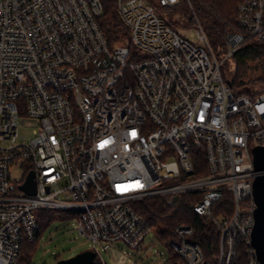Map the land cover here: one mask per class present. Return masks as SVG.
<instances>
[{"label": "built area", "instance_id": "obj_1", "mask_svg": "<svg viewBox=\"0 0 264 264\" xmlns=\"http://www.w3.org/2000/svg\"><path fill=\"white\" fill-rule=\"evenodd\" d=\"M179 3L115 0L129 41L110 44L101 0H0V264L37 238L35 210L77 219L101 261L96 244L134 248L152 228L136 203L184 193H201L191 207L203 216L231 198L229 217H214L216 264L240 244L246 264H260L250 234L264 89L232 91L194 11L195 43L157 13ZM248 40L264 42V0L237 3L228 54ZM30 171L34 193L20 188ZM193 233L178 222L169 246L179 264H210Z\"/></svg>", "mask_w": 264, "mask_h": 264}, {"label": "trees", "instance_id": "obj_2", "mask_svg": "<svg viewBox=\"0 0 264 264\" xmlns=\"http://www.w3.org/2000/svg\"><path fill=\"white\" fill-rule=\"evenodd\" d=\"M231 1L239 2L240 0ZM101 2L103 10L98 18V23L105 33L108 42L114 44L123 39V37H127V30L118 17L115 9V0H101ZM165 10L168 12L178 11L176 21H173L168 16L164 17L167 22L169 21L168 23L171 22L177 25L178 23L184 22L194 25L195 19L192 15L193 11L200 23L199 17H201L202 12L201 6L195 5L192 6L191 9L190 7L180 6V4H178L168 8H159V11ZM213 14H215V17H211ZM202 19L204 20L202 27L208 36V41L213 50L216 51L220 45L225 47V34L230 29L229 24L232 25L234 20H224L216 13L210 11L202 16ZM232 56L236 62V70L231 74H227L223 68L221 69L223 77L226 81H230L231 86L236 82L239 83L242 81V77L245 73V59H264V42L248 40L242 44ZM260 80L264 83V66H262V77H260ZM262 89H264V87ZM203 172H205V168L202 170H196L195 174H202ZM200 197L201 193H184L179 197H176L171 204L167 203L166 197H156L154 199L143 200L136 203L135 208L148 221L151 227L157 228V234L159 235L160 240L174 239V226L181 220L188 222L194 229L192 238L201 246L205 259L210 264H216L219 229L215 224L214 217L221 214L220 209L224 204H232V201L229 194L226 193L221 200L212 206V216H203L194 212L191 207V205ZM38 212L37 217L40 227L37 238L34 241H25L21 244L17 264H30L29 256L27 255L28 248L33 244V246H35V243L41 235L45 225L53 219L54 213L57 211L53 209H40ZM237 251V255L232 259L231 264H246L247 255L245 247L240 244L238 245ZM60 258V256H56L54 262ZM168 262V264H179L181 260L176 254H174L169 258ZM93 264H99L97 259L94 260Z\"/></svg>", "mask_w": 264, "mask_h": 264}, {"label": "rangeland", "instance_id": "obj_3", "mask_svg": "<svg viewBox=\"0 0 264 264\" xmlns=\"http://www.w3.org/2000/svg\"><path fill=\"white\" fill-rule=\"evenodd\" d=\"M237 3V1L231 0H180L179 4L180 6L190 8L191 5L201 6L202 12L199 20L203 26L204 20L202 16L206 15L208 11L216 13L224 20L233 21ZM177 12H168L165 10L158 11L157 13L164 17L168 16L173 21H176ZM211 17H215V14L211 15ZM169 24L171 27L176 28L180 35L195 43V37L189 34L190 29H195V24H187L184 22L178 23L177 25L171 22ZM230 26L231 24H229V28ZM128 41L127 35V37H123V39L115 42V44L127 43ZM215 54L219 60H223L222 68L225 70V73L231 74L236 70L235 59L232 55L228 54L226 44L225 47L220 45L215 51ZM245 64V73L242 81L239 83L236 82L231 86L233 92L237 90L254 92L264 87V83L260 80L264 59H245ZM20 132L27 138L33 136L32 128L30 127H21ZM3 143H7V141ZM176 181L177 179H172L170 183ZM243 204L241 202V206ZM231 208L232 204H224L220 209L221 214L218 216V219L229 217ZM56 211L53 219L45 225L35 246L33 244L27 250L30 264H53L56 256L67 258L80 251L92 249V242L78 233L76 229L77 219L66 218L67 215L62 210ZM38 213L37 210L34 211L35 215H38ZM170 241L171 239L160 240L157 234V228L152 227L147 232L144 241L134 248L128 247L121 241L113 243L110 250L103 249L100 244H96L95 246L100 252L99 256L103 264H168L169 258L175 254L171 247H168ZM119 256L121 257L119 258ZM97 261L99 264H102L98 259Z\"/></svg>", "mask_w": 264, "mask_h": 264}, {"label": "water", "instance_id": "obj_4", "mask_svg": "<svg viewBox=\"0 0 264 264\" xmlns=\"http://www.w3.org/2000/svg\"><path fill=\"white\" fill-rule=\"evenodd\" d=\"M227 83L231 85L228 80ZM252 162L257 174L252 181L254 225L250 238L258 262L264 264V145H256L252 148ZM20 188L27 193L35 192L32 171L28 173ZM94 260L95 252L93 250H84L67 258H60L53 264H93Z\"/></svg>", "mask_w": 264, "mask_h": 264}]
</instances>
